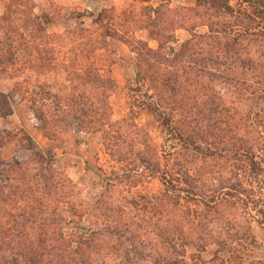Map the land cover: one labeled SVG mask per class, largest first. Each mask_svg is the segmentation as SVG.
Listing matches in <instances>:
<instances>
[{
    "label": "rangeland",
    "instance_id": "obj_1",
    "mask_svg": "<svg viewBox=\"0 0 264 264\" xmlns=\"http://www.w3.org/2000/svg\"><path fill=\"white\" fill-rule=\"evenodd\" d=\"M197 1L33 0L11 6L0 0V96L14 103L13 114L0 117V178H9L0 186V264L18 258L5 246L10 235L36 245L50 234L71 246L97 230L111 245L131 235L141 239L139 234L163 243L165 253L153 264H264V70L244 65L251 54L264 52V19L255 14L249 25L237 26L212 19L214 11L201 6L212 25L177 29L167 58L173 60L170 47L178 50L187 41L191 47L170 64L138 58L124 42L156 49L149 35L155 20L164 24L175 9L185 12ZM227 1L235 11L251 12L244 0ZM161 4L169 11L155 18ZM200 20L206 19H184L187 26ZM91 37L106 40L99 60L92 59L111 78L108 104L117 123L107 135L66 125L71 113L58 108L79 99L71 91V59L77 44ZM224 45L225 60L216 50ZM86 71L81 75L88 77ZM4 108L0 103V115ZM30 140L51 151L49 172L32 155ZM24 164L38 179L25 198L16 194L15 172ZM165 194L187 216L184 227L166 221L160 206ZM32 198L39 210L36 203L30 209Z\"/></svg>",
    "mask_w": 264,
    "mask_h": 264
},
{
    "label": "trees",
    "instance_id": "obj_2",
    "mask_svg": "<svg viewBox=\"0 0 264 264\" xmlns=\"http://www.w3.org/2000/svg\"><path fill=\"white\" fill-rule=\"evenodd\" d=\"M32 1L33 0H10V3L12 6L13 4H28V2L30 3ZM168 1L169 0H164L165 5ZM244 2L249 5L251 12L247 13L243 10V12L240 13L241 10L235 11L229 5L227 0H200L197 1L194 7L186 8V10L183 9L185 12L180 13V10L175 9L174 16H168L164 24H159V21L156 22L155 20L156 16L165 14L166 11H169L168 8L163 11L164 4H161L153 10L155 14V22L153 24V28L149 32L151 38L157 41L158 47L156 49L149 48L146 42L141 41L130 42L128 40H124V42L129 45L131 51L137 54L138 58L145 59L150 57L154 60H161L164 63L180 61L181 58L186 57V53L189 47H191L190 41L183 43L181 48L178 50L168 47L170 50L169 52L173 55V60H169V58H167L168 55L165 54L166 47L174 40V32L177 29H186L188 27L193 28L199 25H208L210 27L212 25L211 20L213 17L222 18L226 21L227 19H230L229 21H232L231 23H236L237 26L241 25L244 27L249 25V21L255 20V14L262 16V19H264V0H244ZM201 6L205 7V12L209 10L214 11L215 14L211 15L212 19H210L208 13L206 14L207 16L203 17L204 13H202L201 10H198ZM186 16H188V18H191L192 16H200L206 20L193 22V24L187 26L184 21ZM105 44V39H96L93 37L87 38L84 43L77 44L75 47L76 51H74L71 59L70 75L72 94L74 92L77 93V97H79V99L75 98L76 100H71V104L58 106V108L60 107L59 109H61L64 113H71V120L66 121V125L86 128L87 130L92 131H101L103 134L107 135V131H110L113 125L117 123V121H111V109L108 104V93L111 90V78L103 76L101 74L102 68L96 66L95 62L99 60V56L102 55L103 51L101 52V50L104 49ZM228 45L229 48L232 49L231 44ZM225 47V45L222 47H216L217 53L220 52L224 60L227 57V55H225V51L227 52L228 50V48ZM85 49L88 50L87 53L85 52ZM194 54L196 55V53ZM234 55L238 56V53L234 52ZM92 58H95V61H93ZM237 58L239 59V57ZM85 59H87L88 62L85 66H83ZM244 65H248L250 68H253V71H259L261 73V69L262 71L264 70V52L256 51L255 54H251L249 58L246 59ZM83 69H87L86 74L88 77L81 75ZM73 81L74 83H72ZM0 97V103H4L5 107L0 117L4 118L12 115L14 111V103H11L12 99L10 97H3L2 95ZM56 107L57 106H55L54 110ZM49 118L44 117L43 121H51ZM51 122L53 123V121ZM118 138L119 136H117V139ZM30 142L32 155L38 159V161L46 164L48 167L46 168V171L49 172V163L53 160L51 151L41 150L33 141L30 140ZM140 143L141 145L143 144V142ZM1 144H3V142H0V145ZM44 154H47V158L43 160ZM146 164L150 166L149 162ZM2 165H5V163L0 159V166ZM27 170L28 168L26 167V164L18 165L15 168L17 175L20 173L19 179H16L20 183L21 188L16 192V194L20 193V196L23 198L28 196L31 189H33V185L38 180L36 179V176H30ZM49 175L52 176L53 174L49 173ZM37 176L46 180V177L41 173ZM8 180L9 178H0V186L3 187ZM221 187L223 189L228 187V185L221 183ZM163 197L164 198L162 199L166 204L163 203L160 204V206H164V212L167 215L166 221H170V223H175L176 225L184 227V225H181L183 222L182 219L188 218L187 216L185 217L183 215V217L179 214L180 208L178 207L177 201L170 196V194H165ZM35 203L37 208L33 206ZM233 203L234 202L231 203L232 206H234ZM28 205L30 209L35 208L36 210H39L38 208L41 203L38 199L32 198L29 199ZM71 208H73V204H71ZM261 213L262 216H264V212ZM78 214L82 215V212H78ZM176 216L178 219H176ZM187 221L189 222V220ZM260 224L264 225V220L260 221ZM180 231L183 241L186 242V244H191L188 234L182 229H180ZM192 232L197 233V229L193 227ZM139 235L141 236V239L140 237H137L136 239L131 235L130 238L116 241L115 245H111L104 242L100 230H97L91 231L87 235L78 237V240H71V246L69 243L65 242L63 238H52L50 234L47 237H40L37 241L38 244L36 245L21 243L16 239L15 235H10L13 239H9L5 246L7 249L12 251L16 257H18L12 259L9 264H153L152 260L154 258L164 255L165 252L162 250L164 244L150 242L147 238H143L146 237L145 235ZM52 241H54L55 244ZM18 259H21L22 262ZM162 260H165L164 256H162Z\"/></svg>",
    "mask_w": 264,
    "mask_h": 264
}]
</instances>
